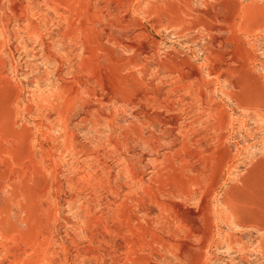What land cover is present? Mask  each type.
Returning <instances> with one entry per match:
<instances>
[{"label":"rangeland","instance_id":"rangeland-1","mask_svg":"<svg viewBox=\"0 0 264 264\" xmlns=\"http://www.w3.org/2000/svg\"><path fill=\"white\" fill-rule=\"evenodd\" d=\"M0 264H264V0H0Z\"/></svg>","mask_w":264,"mask_h":264}]
</instances>
